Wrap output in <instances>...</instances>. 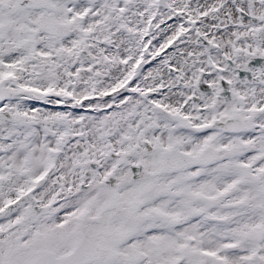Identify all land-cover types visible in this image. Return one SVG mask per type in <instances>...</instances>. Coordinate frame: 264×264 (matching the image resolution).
Returning <instances> with one entry per match:
<instances>
[{
	"label": "snow or ice",
	"instance_id": "snow-or-ice-1",
	"mask_svg": "<svg viewBox=\"0 0 264 264\" xmlns=\"http://www.w3.org/2000/svg\"><path fill=\"white\" fill-rule=\"evenodd\" d=\"M0 264H264V0H0Z\"/></svg>",
	"mask_w": 264,
	"mask_h": 264
}]
</instances>
